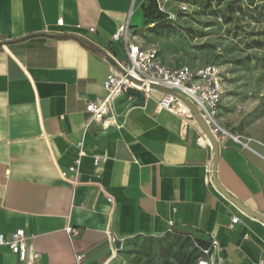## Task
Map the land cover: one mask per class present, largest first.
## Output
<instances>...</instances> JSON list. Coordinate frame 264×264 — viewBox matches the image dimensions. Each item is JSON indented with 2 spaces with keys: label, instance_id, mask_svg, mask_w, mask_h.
I'll list each match as a JSON object with an SVG mask.
<instances>
[{
  "label": "crops",
  "instance_id": "crops-1",
  "mask_svg": "<svg viewBox=\"0 0 264 264\" xmlns=\"http://www.w3.org/2000/svg\"><path fill=\"white\" fill-rule=\"evenodd\" d=\"M148 1L0 0V234L28 236L26 260L4 246L0 264H75L78 253L86 264H123L119 243L172 230L208 247L217 240L212 256L222 264H264V221L213 182L264 216V141L225 136L214 169L209 139L158 109L160 91L119 99L118 127L88 126L87 103L106 96L110 68L126 60L118 28L128 23L137 44L154 48L144 40ZM159 43L160 63L189 65L179 64L176 44ZM79 154L74 183L61 173ZM96 156L108 160L96 167Z\"/></svg>",
  "mask_w": 264,
  "mask_h": 264
},
{
  "label": "rangeland",
  "instance_id": "rangeland-1",
  "mask_svg": "<svg viewBox=\"0 0 264 264\" xmlns=\"http://www.w3.org/2000/svg\"><path fill=\"white\" fill-rule=\"evenodd\" d=\"M147 31L146 44L160 53L159 39L177 45L179 64H216L224 77L218 121L247 142L264 141V1L199 0L186 18ZM118 249L123 264H196L203 256L187 230L134 237Z\"/></svg>",
  "mask_w": 264,
  "mask_h": 264
},
{
  "label": "built area",
  "instance_id": "built-area-1",
  "mask_svg": "<svg viewBox=\"0 0 264 264\" xmlns=\"http://www.w3.org/2000/svg\"><path fill=\"white\" fill-rule=\"evenodd\" d=\"M154 1L161 19L150 23L151 27L159 25L160 21L166 24H174L178 20L186 18L196 7V3L199 0ZM241 1L248 2L251 0ZM57 25L62 27L64 19L60 18L57 21ZM90 31L94 32L95 29L91 28ZM130 31V26L127 23L118 28L113 36L114 41L125 44L126 60L124 62L116 61L124 71V74L119 72L116 67L110 68V72L103 84L106 96L101 101H90L86 105V113L89 115L88 126L97 124L103 130L113 126L118 127L116 115L113 111L115 103L131 91L143 93L148 97L151 92L157 91L149 87L151 84H155L171 89L177 95L189 100L198 110L204 123L217 141L231 135L217 119L224 95V77L220 68L216 64H207L201 67H193L191 65L165 66L158 60V51L156 49H145L137 44ZM136 81L142 82L143 85ZM158 109L167 110L178 116L182 120L184 130L189 126H197L201 130L203 138L208 141L190 107L177 96L163 94V97L158 102ZM78 148H81V144ZM107 160L106 156H96L94 160L95 166L100 167ZM80 164L81 154H79L74 165L69 168V173L62 172L61 176L65 179L69 178L76 183ZM108 201L112 202V199L108 198ZM238 223H240V218L233 217L232 226ZM66 232L71 239L79 235V230L73 227H67ZM118 241L116 236L109 237L110 245H115ZM4 246L8 247L20 260H26L28 249L26 231L19 229L10 236L0 234V247ZM218 247L219 242L215 239L211 241L209 247H200L203 256L197 260L196 264H222L223 258L212 256V250ZM34 257L39 258V254L36 253ZM85 259L86 255L78 253L75 264H86Z\"/></svg>",
  "mask_w": 264,
  "mask_h": 264
},
{
  "label": "water",
  "instance_id": "water-1",
  "mask_svg": "<svg viewBox=\"0 0 264 264\" xmlns=\"http://www.w3.org/2000/svg\"><path fill=\"white\" fill-rule=\"evenodd\" d=\"M57 36V35H56ZM55 37V36H54ZM117 70L121 73L124 74V71L121 69L120 65L118 63H116V66ZM136 82H139L140 84L143 85L142 82L140 81H136ZM151 89L153 90H157V91H160L164 94H171V95H175L177 96L179 99H181L184 103H186L192 113L194 114L198 124L200 125V127L202 128L204 134L207 136V138L209 139L210 143L212 144L213 146V150H214V169H216L217 167V157H218V141L217 139L215 138V136L212 134V132L210 131V129L208 128V126L204 123L202 117L200 116L198 110L195 108V106L189 101L187 100L186 98L180 96V95H177L176 93H174L171 89H167V88H164V87H161V86H158V85H155V84H151L149 86ZM213 182L214 184L218 187V189L229 199L231 200L238 208H240L243 212H245L246 214L248 215H251V216H254L258 219H261L264 221V216L256 213V212H253L251 211L249 208H247L244 204H242L239 200H237L236 198L232 197L217 181L216 179V175H214L213 177Z\"/></svg>",
  "mask_w": 264,
  "mask_h": 264
},
{
  "label": "trees",
  "instance_id": "trees-1",
  "mask_svg": "<svg viewBox=\"0 0 264 264\" xmlns=\"http://www.w3.org/2000/svg\"><path fill=\"white\" fill-rule=\"evenodd\" d=\"M260 1H264V0H260ZM144 12H145L148 24L155 22V21H159L161 19V15L157 12L156 4L154 0L148 1L146 6L144 7ZM197 242L199 244V247H208V244L206 242H203L200 240H197Z\"/></svg>",
  "mask_w": 264,
  "mask_h": 264
},
{
  "label": "bare ground",
  "instance_id": "bare-ground-1",
  "mask_svg": "<svg viewBox=\"0 0 264 264\" xmlns=\"http://www.w3.org/2000/svg\"><path fill=\"white\" fill-rule=\"evenodd\" d=\"M237 140H239V137H237Z\"/></svg>",
  "mask_w": 264,
  "mask_h": 264
}]
</instances>
